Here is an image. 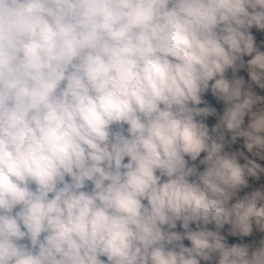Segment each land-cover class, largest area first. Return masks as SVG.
<instances>
[{
	"label": "clouds",
	"instance_id": "clouds-1",
	"mask_svg": "<svg viewBox=\"0 0 264 264\" xmlns=\"http://www.w3.org/2000/svg\"><path fill=\"white\" fill-rule=\"evenodd\" d=\"M0 264H264V0H0Z\"/></svg>",
	"mask_w": 264,
	"mask_h": 264
}]
</instances>
